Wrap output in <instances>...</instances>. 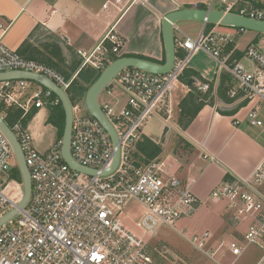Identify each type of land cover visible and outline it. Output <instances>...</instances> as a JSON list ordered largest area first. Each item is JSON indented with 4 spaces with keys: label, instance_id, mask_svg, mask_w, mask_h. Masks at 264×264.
Returning <instances> with one entry per match:
<instances>
[{
    "label": "built area",
    "instance_id": "built-area-1",
    "mask_svg": "<svg viewBox=\"0 0 264 264\" xmlns=\"http://www.w3.org/2000/svg\"><path fill=\"white\" fill-rule=\"evenodd\" d=\"M221 2L226 6L225 13L264 22V1L261 6L244 0ZM235 39L236 35L205 29L196 38L184 35L182 40H176V46L185 55L177 58L168 74L126 69L115 78L114 83L127 95V107L117 112L108 103L100 104L119 138V163L109 174L104 171L111 168L117 148L102 124L89 112H83L80 104L72 105L71 155L94 175L75 171L66 163L62 141L46 152L35 146L29 123H25L27 117L34 109L59 106L61 100L36 82L0 81V117L19 142L32 188L23 209L20 204L24 186L14 177L19 168L17 159L0 130V220L17 212L0 225V264H153L151 240L162 227L177 229L176 224L193 213L197 199L186 184L176 178L167 179L163 161L139 163L134 153L143 123L169 106V98L191 58L203 52L215 60L220 70L236 81L237 89L231 90L229 96L234 98L239 90L243 101L248 100L247 106L252 105L245 122L264 128L260 110L264 105V55L254 46L245 50L244 57L257 69H250L242 61H231L226 48ZM123 46V38L112 25L93 52L79 51L81 67L67 78L44 63L23 58L0 41V74L20 71L43 75L67 93L83 68L104 71L108 55L121 57ZM196 88L200 93L210 90L207 83ZM12 109L20 110L21 115L15 118L10 113ZM211 197L225 201L237 220L251 222L244 242L230 244L233 255L240 256L250 245L263 246L264 157L248 177L223 184ZM131 200L145 207L135 225L123 214ZM179 232L186 237L184 231ZM209 238L210 234L204 233L187 239L196 250L213 257L214 253L207 250Z\"/></svg>",
    "mask_w": 264,
    "mask_h": 264
},
{
    "label": "crops",
    "instance_id": "crops-1",
    "mask_svg": "<svg viewBox=\"0 0 264 264\" xmlns=\"http://www.w3.org/2000/svg\"><path fill=\"white\" fill-rule=\"evenodd\" d=\"M118 1L0 0V41L27 60L58 63L70 77L81 67L79 51L93 52L112 25L124 40L122 56L134 55L159 63L165 58L162 22L166 15L198 6L226 11V6L223 9L220 5L223 10L216 8L218 0ZM244 1L261 6L264 0ZM205 27L200 22L178 23L175 38L182 40L184 35L196 38L199 36H196V30L203 31ZM222 28L216 25L213 30L231 34ZM236 34L235 30L233 35ZM250 34L244 48L235 42L230 58L235 51L244 53L249 46L256 47L264 55V35L254 31ZM178 50L185 55L184 50ZM195 58H191L183 79L176 84L169 106L158 114L164 120L163 134L155 138L142 130L141 139L145 137L161 147L162 152L155 160L167 165V179L180 180L191 188L197 199L190 218L182 221L192 220L199 235L210 234L207 250L214 255L206 256L207 261L203 264H264V240L263 246L250 245L240 256L233 255L230 244L244 242L251 222L237 220L225 201L211 197L212 192L223 184L248 177L259 164L264 157V128L251 127L245 122L252 105L229 116L219 113L217 108L229 111L235 104L227 106L217 100L215 106L201 108L188 127L182 129L179 122L182 100L190 92H198L196 87L201 83L209 84L216 95L219 84L220 68L192 63ZM115 100V105H120L119 100ZM121 107L117 110L127 107V99ZM52 108L34 109L36 114L29 122L35 146L42 152L50 150L59 141L58 135L54 143L48 138L42 139L50 124ZM260 110L264 120V105H260ZM181 231L185 232V228Z\"/></svg>",
    "mask_w": 264,
    "mask_h": 264
},
{
    "label": "water",
    "instance_id": "water-1",
    "mask_svg": "<svg viewBox=\"0 0 264 264\" xmlns=\"http://www.w3.org/2000/svg\"><path fill=\"white\" fill-rule=\"evenodd\" d=\"M181 22H200L203 23L205 26L207 24H215L224 27L239 28L241 30H249L264 34L263 21L250 19L235 13H224L222 11L212 10L211 7L206 10L199 8H187L170 13L166 15L163 19L162 34L166 54L164 64H158L141 58L128 57H121L113 63L109 64L106 69H104V71L102 72L100 78L91 86L85 98V104L89 114L96 118L102 124L104 129L108 132L109 136L111 137L113 145L117 148V151L114 155L113 164L111 168L104 171V174H109L117 168V165L119 163L120 151L118 149V135L100 107V95L114 82L115 78L126 69H138L155 75L168 74L173 69L177 60L175 29L177 28V24ZM17 79L36 82L42 85L43 87L51 90L61 100L66 116L65 131L61 149L62 156L66 163L75 171L88 175H94V171L82 167L73 159L71 155L73 106L67 93H65L52 80L43 75L30 74L20 71L0 74V81ZM0 130L5 134V136L11 143L19 169L21 170L23 176L25 196L22 203L20 204V207L24 209L29 203L32 189L28 168L26 166L24 155L19 145V142L17 141L16 137L1 117ZM16 213L17 212L15 211L9 216L1 219L0 225L6 220H8L10 216Z\"/></svg>",
    "mask_w": 264,
    "mask_h": 264
},
{
    "label": "trees",
    "instance_id": "trees-1",
    "mask_svg": "<svg viewBox=\"0 0 264 264\" xmlns=\"http://www.w3.org/2000/svg\"><path fill=\"white\" fill-rule=\"evenodd\" d=\"M197 8L203 9V10L206 9V7H204V6H198ZM215 27H216L215 24H207L205 27V32H209V31L213 30ZM233 29L237 30V32H238V30H240L239 28H233ZM236 35H238V34H236ZM235 42H236V39H235ZM235 42L233 44H229L227 46L226 54H230L231 52L234 51ZM108 48L111 50L110 45H108ZM183 56H184V53H182L178 50L177 58H182ZM121 57L146 59V58L134 56V55H128V56L124 55ZM121 57H118L117 55L110 53L108 55L107 66L109 64L113 63L114 61L118 60ZM165 58H166V54H165ZM165 58L162 62H159V63L156 61H152V60H149V61H152V62H155L158 64H164ZM243 58H244L243 52L235 51V55L232 56L231 61H236V60L240 61ZM146 60H148V59H146ZM44 63L55 68L57 71L64 74V76L65 75H66V77L68 76L67 72L62 70L60 68V66L58 65V63H54V62H50V61L44 62ZM102 72L103 71H99V70H96V69L91 68V67H85L79 72L78 78L74 81L72 87L68 90V92H72V93H69L68 96H69V99H70L73 106H75V103L86 98V95H87L89 89L100 78ZM219 73H220L219 76H217V77H219L218 78L219 84H218V88L216 91V95L214 94V90L212 87L205 94L198 93L196 91L195 92L192 91L180 103L181 114H180L179 122H180V125H181L183 130L188 127V125L196 117V115L201 110V108H203L205 105H210L213 107L218 103L217 100H219V102H222L223 105H227V106L235 104V107H233V109L229 110V111L223 110L222 108H219V106H218V108H217L218 112L223 114V115L233 116L239 110H241L242 108L247 106L248 100L243 101L242 93H240L239 90H237V94L234 98H231L229 96V92L231 90L237 89L236 88L237 87L236 81L228 73H225L222 70H220ZM67 78H69V77H67ZM181 79H183V76L181 77ZM221 107H223V106H221ZM50 111H51V113H50L48 122L57 127L58 140L63 141L66 116H65V112H64L62 103L59 106L53 107L52 109H50ZM10 113H14L15 118H17L21 115L22 112L20 110L12 109L10 111ZM35 114H36L35 111L32 110L30 112L29 116L27 117L25 123L28 124L32 120V118ZM161 152H162V150H161L160 146L153 143L151 140H149L145 137H142V139H140L136 145V151L134 153V158L139 163L147 164V163L152 162L156 158H158L160 156ZM14 177L21 184L23 183V176H22L21 170L19 168H17L15 170V176Z\"/></svg>",
    "mask_w": 264,
    "mask_h": 264
},
{
    "label": "rangeland",
    "instance_id": "rangeland-1",
    "mask_svg": "<svg viewBox=\"0 0 264 264\" xmlns=\"http://www.w3.org/2000/svg\"><path fill=\"white\" fill-rule=\"evenodd\" d=\"M217 3H218L216 5L217 9H222L220 5L223 6V9L225 8V5L222 4L221 0H218ZM225 29H228V31L231 34H235V30H233V28L225 27ZM193 30L191 29V31ZM196 31L195 32L197 36L201 34L202 29ZM250 33L251 31L249 30H244L243 33L239 32L236 39L238 47L244 48L245 46H247L249 35H251ZM196 55L192 57V59L196 57L192 63H200V62L203 64L207 63V64H211L212 67L217 65V67L220 68L218 63L207 54L200 52L197 53ZM242 63L247 67H249L250 69L254 67L255 69L258 68L256 64L252 63L247 57L243 58ZM109 91H111V93H109ZM67 93L69 95V93L72 92H67ZM115 98L119 100L120 105L118 106L115 105V101H116ZM126 99H127V95L122 91V89L119 86L116 85V83L113 82L100 95L99 103L100 104L108 103L113 108H115L117 112H120L119 110L122 109L121 105L124 104ZM77 104H80L82 106L83 112L84 111L88 112V109L85 104V99H82L81 101L75 103V105ZM143 131L147 133L149 136L159 138L164 131V120L158 114L151 115L150 118H148V120H146L143 123ZM57 135H58L57 127L53 124L51 125L49 124L45 128V136H43L42 139L44 140L45 138H48L51 143H54L56 141ZM41 146L42 143L38 146V148L41 149ZM144 213H145V207L136 200L129 201L123 208V214L126 215L127 221L132 225L137 224L141 220ZM186 218L189 219L190 217L187 216L183 219L186 220ZM184 221L180 220L176 224L177 229H172L170 227H162L158 231L157 235L151 240L150 254L153 259V264H203L205 263L204 261H207V259L205 258L207 255L196 250L188 242L187 238H191L194 235H199V233L196 230V227L194 226L193 221L192 220L186 222ZM183 228H185V235L187 238L184 237L179 232V230Z\"/></svg>",
    "mask_w": 264,
    "mask_h": 264
}]
</instances>
